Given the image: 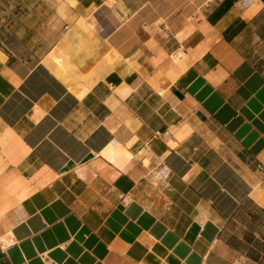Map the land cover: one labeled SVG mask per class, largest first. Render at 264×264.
<instances>
[{"label":"crops","instance_id":"1","mask_svg":"<svg viewBox=\"0 0 264 264\" xmlns=\"http://www.w3.org/2000/svg\"><path fill=\"white\" fill-rule=\"evenodd\" d=\"M18 2L50 37L0 26V264H264V0Z\"/></svg>","mask_w":264,"mask_h":264},{"label":"rangeland","instance_id":"2","mask_svg":"<svg viewBox=\"0 0 264 264\" xmlns=\"http://www.w3.org/2000/svg\"><path fill=\"white\" fill-rule=\"evenodd\" d=\"M56 1L61 2V0ZM22 15L18 0H4L0 3V26L7 28L8 33L14 37L22 39L21 42L29 49L25 50V53L32 56L35 53L40 54L38 48L40 49L43 45L41 39L50 37L46 19L40 23L34 18L22 17ZM38 38L39 41H37ZM12 42L15 43L16 41L13 39Z\"/></svg>","mask_w":264,"mask_h":264},{"label":"bare ground","instance_id":"3","mask_svg":"<svg viewBox=\"0 0 264 264\" xmlns=\"http://www.w3.org/2000/svg\"><path fill=\"white\" fill-rule=\"evenodd\" d=\"M87 28V27H86ZM89 30V29H88ZM55 53H58V52H55ZM54 53V54H55ZM50 58V63L53 65V66H55V68L57 69V70H60V77L66 82V83H69L70 82V80H72V77H74L75 75H72V73H71V71L65 66V63H64V58L62 59L60 56H58V55H53L52 54V56H50L49 57ZM47 63H49V62H47ZM71 67V66H70ZM71 69V68H70ZM81 78V77H80ZM74 79H76L75 77H74ZM73 79V81H75ZM78 79H79V77H78ZM74 83V82H73ZM69 87H70V85H69Z\"/></svg>","mask_w":264,"mask_h":264},{"label":"built area","instance_id":"4","mask_svg":"<svg viewBox=\"0 0 264 264\" xmlns=\"http://www.w3.org/2000/svg\"><path fill=\"white\" fill-rule=\"evenodd\" d=\"M255 2V0H240V2L238 3L240 8L246 9L248 7H250L253 3ZM257 169L264 171V163H261L259 165H257ZM168 172L165 169H162L159 172V177L161 179H166L168 177ZM122 203L123 204H127L128 203V199L127 198H123L122 199Z\"/></svg>","mask_w":264,"mask_h":264}]
</instances>
